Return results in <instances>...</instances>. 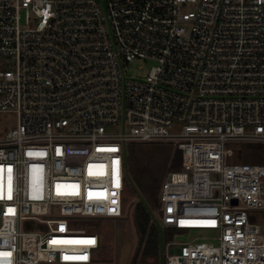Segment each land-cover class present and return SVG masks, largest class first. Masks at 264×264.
Masks as SVG:
<instances>
[{
	"label": "built area",
	"instance_id": "1",
	"mask_svg": "<svg viewBox=\"0 0 264 264\" xmlns=\"http://www.w3.org/2000/svg\"><path fill=\"white\" fill-rule=\"evenodd\" d=\"M131 141L181 152L161 264H264V163L227 146L264 143V0H0V264H94Z\"/></svg>",
	"mask_w": 264,
	"mask_h": 264
},
{
	"label": "trees",
	"instance_id": "2",
	"mask_svg": "<svg viewBox=\"0 0 264 264\" xmlns=\"http://www.w3.org/2000/svg\"><path fill=\"white\" fill-rule=\"evenodd\" d=\"M236 142H240L242 146L241 161L264 163L263 142ZM140 144L134 141L126 143L123 153L125 190L127 189L137 198L133 207V220L138 240L128 264L145 262L148 259L155 264H161V242L165 238L156 221L153 220L151 207L158 205L159 188L164 179L165 170H178L181 167V152L175 147L172 153L171 149L161 152L162 158L160 159L150 156L144 159L138 151ZM124 200L125 194L123 203ZM180 230L172 228L168 230V234L172 235ZM95 262L94 258V264H98Z\"/></svg>",
	"mask_w": 264,
	"mask_h": 264
},
{
	"label": "rangeland",
	"instance_id": "3",
	"mask_svg": "<svg viewBox=\"0 0 264 264\" xmlns=\"http://www.w3.org/2000/svg\"><path fill=\"white\" fill-rule=\"evenodd\" d=\"M132 69V68H131ZM134 70H130L133 73ZM227 146L232 147L235 153L238 152L237 156L231 157L229 162H238L242 158V146L240 142H230ZM175 145L163 142H144L138 146V151L140 155L146 159L148 156L155 159L162 158V153L166 149H171V153L175 149ZM170 170H165L164 177ZM163 177V178H164ZM125 200L123 203V214L119 217L113 218H100L94 221H82L76 223L77 227H83L88 230H95L99 234L100 245L94 251L95 263L100 264H128L130 257L136 246L138 235L135 230L134 220H133V207L137 198L133 193H130L127 189L124 192ZM152 208L153 220L158 223L159 220V208L155 205ZM172 228H165L162 234L165 239L182 241L190 238V236L195 233V230L191 232H185L180 230V232H174L175 235H169L168 230ZM179 250L178 245H172L170 247V252L175 253ZM136 264H155L151 260H146L145 262H137Z\"/></svg>",
	"mask_w": 264,
	"mask_h": 264
}]
</instances>
